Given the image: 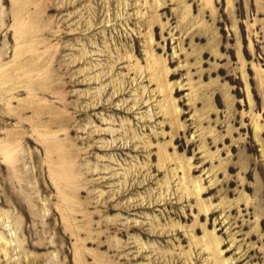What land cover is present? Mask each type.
I'll return each instance as SVG.
<instances>
[{
	"label": "rangeland",
	"instance_id": "obj_1",
	"mask_svg": "<svg viewBox=\"0 0 264 264\" xmlns=\"http://www.w3.org/2000/svg\"><path fill=\"white\" fill-rule=\"evenodd\" d=\"M0 264H264V0H0Z\"/></svg>",
	"mask_w": 264,
	"mask_h": 264
}]
</instances>
